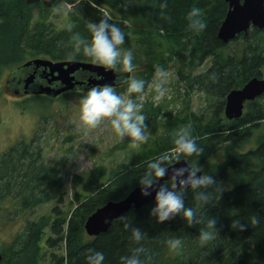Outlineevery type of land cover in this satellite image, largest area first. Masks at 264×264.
Returning a JSON list of instances; mask_svg holds the SVG:
<instances>
[{
    "label": "trees",
    "instance_id": "obj_1",
    "mask_svg": "<svg viewBox=\"0 0 264 264\" xmlns=\"http://www.w3.org/2000/svg\"><path fill=\"white\" fill-rule=\"evenodd\" d=\"M54 5L69 7L67 24L60 29L47 20L51 8L44 9L41 3L0 0V77L4 70L11 71L39 57L93 62L83 54L82 46L76 51L72 37L78 33L88 40L87 25L107 17L124 31L123 47L133 52L135 70L130 79H144L146 89L155 73L173 63L176 75L191 91L204 93L214 103L213 112L205 122L194 113L190 118L168 115L167 134L138 152L134 162L119 166L107 176L100 166L85 179L75 176L73 183L80 187L73 195L77 206L72 209L70 203L67 211L61 209L66 194L63 178L58 169L44 162L37 140L9 148L0 158V210L11 211L16 218L32 215L50 202L55 206L47 215L19 221V231L0 246L1 264H43L47 260L48 264H88L89 249L103 251L104 264H122L120 257L136 246L125 223L146 232L141 243L151 257L149 264H264V95L246 102L238 119L228 121L223 115L224 98L231 90L252 78L264 79V30L251 28L246 35L236 37L234 40L241 41L240 55H231L225 51L230 42L224 44L217 38L228 9L224 0H56ZM194 7L201 10L200 19L205 24L202 30L189 28L188 12ZM207 59H211L210 66L194 75ZM128 83L115 87L116 91L127 93ZM86 92L71 91L54 99L34 95L26 101L43 100L49 107L60 100L63 105L69 96L80 101ZM141 95L132 94L133 99ZM143 105L148 127L160 117L161 110L146 102ZM185 126L191 128L203 151L199 156L181 158L190 166L198 163L202 172L213 175L224 189L209 205L200 207L195 201L196 190L186 188L185 204L198 214L215 216L219 236L201 246L197 237L202 224L188 225L179 215L157 223L149 215L154 201L130 209L105 233L87 236L86 218L108 201L122 199L138 187L150 161L168 156L169 161L161 162H176L173 141L177 130ZM253 214L260 217L259 225H248L242 231L231 228L234 218L246 224ZM172 236L183 240L180 253L168 249L166 241ZM58 247L63 248L59 254L55 250Z\"/></svg>",
    "mask_w": 264,
    "mask_h": 264
},
{
    "label": "clouds",
    "instance_id": "obj_2",
    "mask_svg": "<svg viewBox=\"0 0 264 264\" xmlns=\"http://www.w3.org/2000/svg\"><path fill=\"white\" fill-rule=\"evenodd\" d=\"M201 10L198 7L188 12L189 28L202 30L205 27L200 19ZM90 38L84 40L78 33L73 34L76 41V51L83 50V54L94 63L102 65L105 69L116 72L131 73L135 70L134 55L131 49L124 48L125 33L115 23H111L107 17L88 25ZM71 31V26H69ZM160 78L153 85L155 101H160L166 93L165 84L167 76L160 70ZM145 80L131 78L127 86V95L119 94L110 84L92 86L79 101V121L87 128L93 129L107 120L111 128L120 138L128 137L133 147H139L147 142L146 116L142 111L143 103L133 99L132 94H143ZM175 160L180 161L181 155L185 157L199 156L203 149L197 144L189 126L181 127L174 137ZM170 158L160 156L147 165L143 175L139 177L138 185L142 196H153V207L149 215L154 217L157 223L173 219L177 215L188 224H202L198 233V242L201 246H207L218 236L217 218L215 216L198 214L192 207L185 204L184 191L190 187L195 191V201L198 206L204 207L224 190L213 175L202 172L198 163L192 166H170L161 161ZM171 173V174H170ZM187 173V175H185ZM170 178L165 182L163 178ZM158 186V187H157ZM209 189H214L210 191ZM261 223L258 215H251L246 224L240 219H233L231 228L242 231L248 225L257 226ZM124 227L130 229V239L136 245L128 255L120 257L122 264H149L151 257L146 255V249L141 243L146 238V232L130 223ZM168 249L173 253H180L183 248V240L178 236L169 237L166 241ZM91 253L86 257L88 264H104L105 254L103 251L89 249Z\"/></svg>",
    "mask_w": 264,
    "mask_h": 264
},
{
    "label": "rangeland",
    "instance_id": "obj_3",
    "mask_svg": "<svg viewBox=\"0 0 264 264\" xmlns=\"http://www.w3.org/2000/svg\"><path fill=\"white\" fill-rule=\"evenodd\" d=\"M68 8L64 5H54L47 20L57 29L66 26L65 13ZM240 49L241 41L233 40L225 51L231 55H240ZM210 64L211 59H207L193 74L205 71ZM176 68L173 63H168L163 70L167 83L165 96L160 101L153 99V85L160 78V71L155 73L137 100L138 103L146 102L161 110L160 117L145 129L147 142L139 147H133L128 137L120 138L115 134L107 120L93 129L84 126L79 121V101L74 97L69 96L63 105L60 100H56L47 107L43 100L29 102L26 101L28 97L11 93L6 83L10 70H4L0 77V158L16 143L29 144L33 139L37 140L43 149L44 162L58 169L63 178L66 194L61 209L67 211L70 203L73 209L77 206L73 195L80 190V187L73 183L75 176L85 179L89 172L98 166L104 168L107 176L119 166L134 162L138 152L148 149L152 143L167 134L168 115L174 118H190V114L194 113L204 122L209 120L214 103L203 95L204 93L191 91L187 83L176 75ZM43 116L46 118H41ZM175 155L173 150L172 157ZM54 206L55 203L50 202L38 207L32 215L24 214L16 218L11 211L0 210V246L11 241L13 233L19 231L21 221L47 215ZM61 248L55 249L58 254ZM43 264H48V260Z\"/></svg>",
    "mask_w": 264,
    "mask_h": 264
},
{
    "label": "water",
    "instance_id": "obj_4",
    "mask_svg": "<svg viewBox=\"0 0 264 264\" xmlns=\"http://www.w3.org/2000/svg\"><path fill=\"white\" fill-rule=\"evenodd\" d=\"M56 0H26L31 5L41 3L44 9H50ZM227 12L222 20L217 38L228 44L240 34L246 35L251 28L264 30V0H224ZM10 76L21 79L23 86L19 89L25 93L42 95L54 99L64 93L80 90L85 92L92 86L110 84L114 88L124 85L130 79V73L105 69L94 62L78 60L53 61L47 58H35L10 71ZM28 72V73H27ZM27 73V74H26ZM9 85V84H7ZM264 95V79L252 78L241 88L231 90L224 98L223 115L231 121L243 115L246 102H252ZM188 165L185 158L170 166ZM171 174V173H170ZM187 175V173H185ZM170 178H163L166 182ZM158 187V186H157ZM189 188V187H187ZM152 195L142 196L140 188L135 187L124 198L108 201L89 215L84 223L85 234L96 237L105 233L112 222L128 212L138 209L153 201ZM2 254L0 253V264Z\"/></svg>",
    "mask_w": 264,
    "mask_h": 264
},
{
    "label": "flooded vegetation",
    "instance_id": "obj_5",
    "mask_svg": "<svg viewBox=\"0 0 264 264\" xmlns=\"http://www.w3.org/2000/svg\"><path fill=\"white\" fill-rule=\"evenodd\" d=\"M11 72L8 73V75H10ZM28 73V72H27ZM26 73V74H27ZM8 85V90L13 93L16 94L17 96H22V97H30V96H34L33 93H25L24 91L19 90L22 86H23V82L21 81V79H17L14 78V74H12L10 76V80L6 81ZM122 86V85H121ZM75 92H79L82 93L83 91L80 90H75Z\"/></svg>",
    "mask_w": 264,
    "mask_h": 264
}]
</instances>
